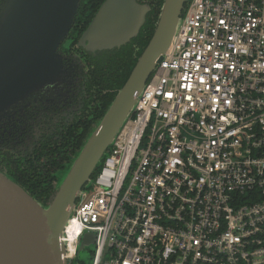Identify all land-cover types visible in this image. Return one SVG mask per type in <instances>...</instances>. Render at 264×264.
Segmentation results:
<instances>
[{
  "label": "built area",
  "instance_id": "1",
  "mask_svg": "<svg viewBox=\"0 0 264 264\" xmlns=\"http://www.w3.org/2000/svg\"><path fill=\"white\" fill-rule=\"evenodd\" d=\"M86 192L68 264H264V0H189Z\"/></svg>",
  "mask_w": 264,
  "mask_h": 264
},
{
  "label": "water",
  "instance_id": "2",
  "mask_svg": "<svg viewBox=\"0 0 264 264\" xmlns=\"http://www.w3.org/2000/svg\"><path fill=\"white\" fill-rule=\"evenodd\" d=\"M81 0H4L0 5V112L52 85L62 73L59 47ZM189 0H163L152 37L80 148L54 174L44 202L0 167V264H68L61 244L71 209L86 195L107 149L130 117L155 67L169 53ZM135 0H104L77 47L94 54L117 49L145 23ZM94 236L87 238L91 246ZM81 244L78 248L81 250ZM79 256V255H78Z\"/></svg>",
  "mask_w": 264,
  "mask_h": 264
},
{
  "label": "flooded vegetation",
  "instance_id": "3",
  "mask_svg": "<svg viewBox=\"0 0 264 264\" xmlns=\"http://www.w3.org/2000/svg\"><path fill=\"white\" fill-rule=\"evenodd\" d=\"M103 1H80L59 47L63 67L58 81L0 112V167L40 202L52 191L55 172L79 149L154 31L158 0H135L149 11L129 42L94 54L77 47Z\"/></svg>",
  "mask_w": 264,
  "mask_h": 264
},
{
  "label": "trees",
  "instance_id": "4",
  "mask_svg": "<svg viewBox=\"0 0 264 264\" xmlns=\"http://www.w3.org/2000/svg\"><path fill=\"white\" fill-rule=\"evenodd\" d=\"M101 1V0H100ZM162 1L163 0H158V5H157V9L155 10V22H156V20H157V15H158V11H159V8H160V6H161V4H162ZM79 8H80V6H79ZM78 11H79V9H78ZM78 11H77V14H78ZM92 11H95V9L94 8H92ZM76 14V15H77ZM75 20V19H74ZM133 66V65H132ZM132 66H130L129 67V71H128V73H127V75H126V77H125V79H124V81L122 82V84L120 85V86H118L117 88H116V90H115V93H116V91L123 85V83L125 82V80H126V78H127V76H128V74H129V72H130V70H131V68H132ZM115 93H114V95H115ZM114 95H113V97H114ZM113 97H112V99H113ZM112 101V100H111ZM110 104V103H109ZM108 104V105H109ZM107 105V106H108ZM107 108V107H106ZM105 111V110H104ZM103 115V114H102ZM101 118V117H100ZM99 118V119H100ZM83 143V142H82ZM82 143H81V145H82ZM80 145V146H81ZM80 148V147H79ZM96 172V171H95ZM95 175V173L93 174V176ZM49 194H50V192H49ZM49 194H47V193H44L43 195H44V200L42 199V201L41 202H44L45 201V199L48 197V195ZM33 197V196H32ZM35 198V197H34ZM36 199V198H35ZM37 200V199H36Z\"/></svg>",
  "mask_w": 264,
  "mask_h": 264
},
{
  "label": "rangeland",
  "instance_id": "5",
  "mask_svg": "<svg viewBox=\"0 0 264 264\" xmlns=\"http://www.w3.org/2000/svg\"><path fill=\"white\" fill-rule=\"evenodd\" d=\"M92 248H93V246L91 245V246L88 247L87 250L80 251L79 252V256H78V260L80 262H83V264H90V262H91V259H90L91 258V255H90L89 252L92 251Z\"/></svg>",
  "mask_w": 264,
  "mask_h": 264
}]
</instances>
